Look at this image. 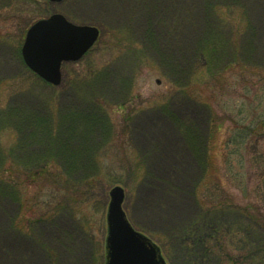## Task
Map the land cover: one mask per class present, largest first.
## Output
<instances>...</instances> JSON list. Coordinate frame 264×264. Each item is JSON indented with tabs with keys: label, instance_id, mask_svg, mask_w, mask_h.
Instances as JSON below:
<instances>
[{
	"label": "rangeland",
	"instance_id": "1",
	"mask_svg": "<svg viewBox=\"0 0 264 264\" xmlns=\"http://www.w3.org/2000/svg\"><path fill=\"white\" fill-rule=\"evenodd\" d=\"M54 13L102 32L61 86L21 53ZM115 185L169 264H264V0H0V264H104Z\"/></svg>",
	"mask_w": 264,
	"mask_h": 264
},
{
	"label": "water",
	"instance_id": "2",
	"mask_svg": "<svg viewBox=\"0 0 264 264\" xmlns=\"http://www.w3.org/2000/svg\"><path fill=\"white\" fill-rule=\"evenodd\" d=\"M99 34L95 26L75 25L63 15L54 14L39 20L28 30L22 48L23 58L40 77L58 85L62 63L80 60ZM110 197L105 264H168L161 248L129 221L123 209L125 189L120 185L113 187Z\"/></svg>",
	"mask_w": 264,
	"mask_h": 264
},
{
	"label": "trees",
	"instance_id": "3",
	"mask_svg": "<svg viewBox=\"0 0 264 264\" xmlns=\"http://www.w3.org/2000/svg\"><path fill=\"white\" fill-rule=\"evenodd\" d=\"M214 28L212 29V34H214V35H217V36H219V38L220 37H222L223 38V35H222V33H223V28H219V26H213ZM239 36L238 37H244V36H246V34H244V32L242 31V32H240L239 34H238ZM229 40H227V47H228V45L229 44H231V43H233V42H235V41H239V39L238 38H232V37H229L228 38ZM220 40H217L216 39V41H214V43L215 42H219ZM217 46L218 45H216V43H215V45L213 46V49H212V41H210V43H203V45H201L200 47H198L197 48V50H196V52H195V54L196 55H206L207 57L208 56H210V54L213 52V53H215V54H219V55H221V51H219L218 50V52H217ZM229 48V47H228ZM230 48H231V45H230ZM247 66H245V68H246ZM33 115H34V113H33ZM37 120H38V122L39 123H41V118H40V116H37V118H36ZM37 123V122H36ZM47 122L44 124L45 126H46V128H45V132H44V135L46 136H48V134L49 133H51V131L50 130H47L48 128H49V126H51V124H49L48 125V127H47ZM55 127V126H54ZM57 127V126H56ZM36 128H37V130L39 129V127H38V124H36ZM46 130H47V134H45L46 133ZM56 130V128L54 129L53 128V131L52 132H54ZM54 135V134H53ZM52 136V135H51ZM39 173V174H38ZM43 173H45V174H47L48 173V170H47V168H45L44 170L43 169H41V170H39V172H37V174L38 175H41V176H43ZM197 233V236L199 237L200 236V233L199 232H196ZM206 234V233H205ZM204 234V235H205ZM206 236V235H205ZM191 237V236H190ZM188 238V240H192V237L191 238ZM201 237V236H200ZM202 241V240H201ZM200 241V242H201ZM207 242V241H206ZM205 242V243H206ZM201 244L202 243H199V251H198V253H197V255H199V259H203L202 261H204L205 259H206V253L205 254H203V253H201V252H203V250H205V248H207V247H205L206 246V244H204V247L202 246V247H200L201 246ZM197 247V246H196ZM208 249V248H207ZM210 249V248H209ZM201 251V252H200ZM211 251V250H210ZM256 251V250H255ZM255 253V252H254ZM208 255V254H207ZM209 256V255H208Z\"/></svg>",
	"mask_w": 264,
	"mask_h": 264
}]
</instances>
